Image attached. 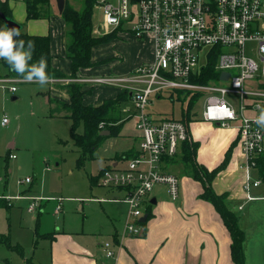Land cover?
<instances>
[{"label":"built area","instance_id":"2783aa9c","mask_svg":"<svg viewBox=\"0 0 264 264\" xmlns=\"http://www.w3.org/2000/svg\"><path fill=\"white\" fill-rule=\"evenodd\" d=\"M94 1L103 15L104 34L125 32L139 40L151 37L154 62L125 76H78L49 82L117 88L129 93L138 111V155L122 169L103 172L98 182L104 188L127 192L123 238L142 235L141 219L150 207V195L156 185H165L173 200L180 195L179 179L163 173L162 165L165 158L176 157L181 145L190 140L189 126L175 119L156 121L148 111L154 100L166 93H170V98L177 90L207 96L202 121L218 124L222 129H237L244 157L241 168L247 174L244 190L259 187L262 180L255 179L252 171L264 155V129L255 124L258 105L264 106V67L248 55L247 46L256 45L258 58L264 64V0ZM95 32L100 35L99 30ZM214 58L218 79L205 85L192 83V75H199ZM224 73L229 74L227 80H221ZM7 79L10 84L27 82ZM11 92H17V87L12 85ZM104 127L102 123L100 129ZM24 182L31 183L32 178ZM35 207L36 203L29 212H34ZM103 247L108 258L115 256L111 243Z\"/></svg>","mask_w":264,"mask_h":264},{"label":"crops","instance_id":"0c3cea01","mask_svg":"<svg viewBox=\"0 0 264 264\" xmlns=\"http://www.w3.org/2000/svg\"><path fill=\"white\" fill-rule=\"evenodd\" d=\"M0 2L7 3L13 20L23 26L25 30L24 33L31 36H48L50 38L53 69L60 72L65 77H70L72 75V63L67 57L68 42H66L68 41V26L62 19L61 14H59V12L57 14V10H55L56 7L53 5L55 0H51L52 7L50 16L39 20H29L27 18V5L25 0H0ZM94 34H96L95 30ZM118 37L122 39H126V37L136 39L125 32H118L117 38ZM145 40L149 41L148 44H144L148 46V50L140 53L141 59L135 64H110L107 66V64L99 63L102 59L95 62L93 59L94 51L97 50V48H101L103 45L94 48L92 53V62L94 66L89 69L81 70L79 76L86 78L111 75L125 76L134 72V70L142 65L153 63L155 60V52L152 38L149 37ZM142 62L143 64H141ZM69 84L72 83L49 82L44 85L48 88L45 94L46 100L48 104H53L54 106V110L49 116L51 119H68V113L64 110L63 106L64 104H69L71 101V97L66 90ZM81 85L83 88L82 92L84 93V105L86 106L99 107L105 101L116 100L122 92L112 87L95 86L87 83ZM13 98L18 99L16 96ZM125 103L129 105V103H132L131 99L124 102V104ZM121 110L126 114H131L129 115L130 117L136 118V124H138V111L134 106L132 108L129 106L120 108L118 114L121 119L120 123L123 124L121 132L117 137L107 138L99 147L98 150H102L105 148L104 146H106L107 155L104 160L105 162L109 161V164L101 171L100 175L92 177V186L96 184L100 186L98 182L103 172L109 169H122L126 167H120L121 162H128L135 158L140 151V145L139 149H136L135 144L141 143V132L139 131L136 137H129L123 134L126 119L121 116ZM196 116L197 114L193 115V118H195L194 121L188 124L189 141L199 143L197 162L209 171L217 168L224 162L227 152L231 146L237 142L236 147L231 152L228 167L214 180L213 189L217 195L226 194L228 196L227 205L233 212L238 208L237 211L246 213V215L244 214V220L248 223L246 218L248 217L247 212L249 206H253L259 201H264V191L260 190L261 185L259 186L260 188L252 187L249 191L244 190L247 174L244 169L241 168L244 163V157L240 147L238 131L236 128L222 129L218 124L204 122L201 118L197 119ZM152 117L156 121L174 119L165 118L161 113H152ZM181 119L178 121H181ZM104 130L106 129L104 128ZM104 132L109 131L106 130ZM61 142L64 143V141ZM13 147L14 146H11V148ZM181 147L176 157L164 159L162 165L163 173L176 176L166 171L164 167L172 163L178 156L183 160ZM128 154L133 155L128 156ZM13 156L14 155L9 153L7 159H15L16 156L12 158ZM124 156L126 157L124 158ZM127 157L128 159H126ZM257 171V169L252 171V176L255 179L259 178ZM176 177L180 181L179 198L173 200L166 186H164L166 188L165 191H167L169 196L160 197L159 194L150 195L149 201L151 207H149L145 213V215H148V219L145 223L141 221L144 230L139 237L123 238L128 215V205L124 201L127 196L126 190L104 188L112 198H104L99 201L93 199L92 201L96 203L100 202L105 205L124 204L127 206L126 215H119L118 208L110 207V215H107L110 219V223L107 224L105 228H102L103 230H101L100 233L96 231V229L88 231L86 228L81 232H70L64 229L61 231L60 229H56L52 233H38V235H36L38 237L37 239L46 241L47 246H49V259L47 264H235L231 255L232 238L230 232L214 206L202 199L201 196L204 193L202 184L193 179L191 172L190 175ZM26 178H32V182H24ZM25 179L20 180L19 184L23 187V191L27 192V195H30L33 190L39 187V183L38 181L36 183V179L32 175L26 176ZM261 184L264 183L262 182ZM252 192H254V195ZM34 193L37 194V192ZM249 196L252 199H249ZM1 198L8 199L9 202ZM27 198H29L28 201L31 202L29 208L35 204V202L37 206L39 202L38 206L40 210L37 212V207H35L34 212H29L28 208L30 214L36 212L35 217L39 220L41 214L44 213L45 206L40 204V197L28 196ZM18 199V197L14 199L1 195L0 207L11 208L12 205H14L12 202L15 200L17 204ZM154 200L156 201L155 203H153ZM82 208L83 205L80 204V209ZM150 214L151 217H149ZM238 217L239 225L244 231L246 238L244 242L246 264H253L245 250L248 233L240 224L242 218L240 215ZM263 223L264 222H259V220L248 223L250 224L251 232L254 231L253 235L250 233V237H256L255 229ZM104 235L106 236L105 238L109 240L100 242L98 236L102 237ZM105 243L112 244L113 251L115 252L113 258H108L106 256L103 247ZM16 248H18V250ZM13 251H16L17 254L24 257V250L21 249L20 246L15 247ZM36 252L32 258H28L25 261L26 264H40L39 261L36 262V260H38L36 258ZM261 254H263V252ZM258 260H261L260 257L256 259V261Z\"/></svg>","mask_w":264,"mask_h":264},{"label":"rangeland","instance_id":"374dc122","mask_svg":"<svg viewBox=\"0 0 264 264\" xmlns=\"http://www.w3.org/2000/svg\"><path fill=\"white\" fill-rule=\"evenodd\" d=\"M66 1L74 10H82L86 0ZM53 5L58 14L56 0ZM92 20L94 30H99L100 36H105L102 28L103 15L96 6ZM0 29H7L2 20H0ZM21 32H25L23 26ZM117 34L115 33V39L110 43L94 51L95 62L102 59L99 63L107 64V66L135 64L141 59L140 53L148 50V46L144 44H148L149 41L128 37L126 39L117 38ZM67 39L66 42H69L68 32ZM247 53L260 64L261 68L264 67L256 53L255 44H248ZM5 62L0 59V197L5 195L8 198L18 197L19 199L17 204L15 200L12 202L14 205L11 208L0 207V264H26L25 261L32 258L36 251L38 259L36 262L47 264L49 246L46 241L37 239L38 233H52L56 229L81 232L85 228L88 231L96 229L100 233L102 228L110 223L107 216L110 215V207L118 208L119 215L124 216L127 206L124 204L105 205L92 201L93 199L99 201L112 198L104 187L97 184L91 185L92 177L100 175L109 164V161L104 160L107 155L106 146L98 150L94 159L86 160L84 165H79L77 161L81 152L71 139V120L49 117L54 106L48 104L46 100L45 94L48 90L46 86L42 87L37 83L10 84L11 80L6 79L8 69L4 65ZM12 85L17 87L16 93L11 92ZM169 95L170 93H166L161 99L154 100L153 105L148 108L151 116L152 113H161L165 118L176 120L182 118V110L187 109L188 100L180 97L181 94L178 91L172 92L174 99H171ZM15 96L18 99L14 100ZM206 98L207 96L200 98L193 110V115L197 114V119L202 116ZM128 106L133 107L132 103L129 105L125 103L122 108ZM129 115L131 114H126L121 110V116L126 119L123 134L136 137L139 133L136 118ZM139 145V143L135 144L136 149H139ZM11 146L14 147L11 148ZM9 153L16 158L7 159ZM123 166H127V162L122 161L120 167ZM164 169L178 177L190 175L191 172L180 156L166 165ZM29 175L36 179V183L38 181L39 187L33 190L32 194L27 195L19 181ZM164 186L156 185L151 195L167 196L168 193ZM260 187V190L264 191V184ZM252 193L254 195V192ZM28 196L40 197L37 199L41 201L42 206H45L44 213L41 214L39 220L35 217L36 212L40 210L39 202L36 212L30 214L28 208L31 202L28 201ZM1 199L9 202L8 199ZM80 204L83 205L82 209H80ZM237 210L234 212L240 215L242 218L240 224L248 233L245 245L246 254L249 255L253 264H263L264 223L255 229V238L250 237V233L253 235L254 231L251 232L248 223L255 220L264 222V201L249 206L246 218L248 223L244 220L246 213ZM105 237V235L98 236V239L100 242H106L109 239ZM18 246L24 250V257L13 251ZM258 257L261 260L256 261Z\"/></svg>","mask_w":264,"mask_h":264},{"label":"trees","instance_id":"16d2710c","mask_svg":"<svg viewBox=\"0 0 264 264\" xmlns=\"http://www.w3.org/2000/svg\"><path fill=\"white\" fill-rule=\"evenodd\" d=\"M27 5V18L29 20H39L48 18L51 13V0H25ZM95 7L94 0H86L82 10H74L66 1V6L61 14L62 19L69 27L68 35L70 41L67 43V57L72 63V75L65 77L52 67V56L50 49V38L48 36H31L20 31V36L15 39L32 41L35 44L32 61L36 63L41 56L47 61V72L51 79H73L77 78L81 70L89 69L94 66L92 62L93 49L110 43L115 39V33L105 36L94 34L93 12ZM0 12L4 13L8 18H12L7 3L0 2ZM215 58L201 69L199 75H192L191 82L196 84H208L211 80H217L219 74L215 71ZM8 69L7 78L22 79L17 73L10 69L7 62L4 64ZM82 85L69 84L66 87L71 97L69 104H64V110L67 111L68 119L72 121L71 139L80 149L81 156L78 159L79 165H83L86 160L93 159L94 154L107 138L117 137L121 132L123 124L120 123L119 110L124 102L129 100V93L122 91L116 100L105 101L99 107L84 105V93ZM184 99H188V107L182 112L181 121L189 124L194 121L193 110L198 104L201 93L191 95L189 91L177 90ZM163 97V96H162ZM160 96V98H162ZM104 124V128L110 132L108 136H102L106 130L100 129V125ZM82 130V132H79ZM235 142L226 154L224 162L217 168L209 171L197 162V153L199 143L186 141L182 144L181 150L183 160L189 166L193 179L200 182L204 188L202 199L211 203L221 216L225 226L230 232L232 238L231 255L235 264H246L244 253L245 233L239 225V217L227 205L228 196L217 195L213 189V182L218 175L223 172L229 164L231 152L236 147ZM133 155V154H132ZM131 154L128 156H132ZM258 177L264 183V155L257 160ZM151 207V206H150ZM151 217V214L149 215ZM18 250V248H16Z\"/></svg>","mask_w":264,"mask_h":264},{"label":"clouds","instance_id":"9594fccd","mask_svg":"<svg viewBox=\"0 0 264 264\" xmlns=\"http://www.w3.org/2000/svg\"><path fill=\"white\" fill-rule=\"evenodd\" d=\"M20 36L16 28L0 29V59L5 60L10 69L27 82L44 86L51 77L47 72V61L41 56L36 63L32 61L35 44L32 41L15 39ZM259 115L255 124L264 129V106H259Z\"/></svg>","mask_w":264,"mask_h":264},{"label":"water","instance_id":"95a60500","mask_svg":"<svg viewBox=\"0 0 264 264\" xmlns=\"http://www.w3.org/2000/svg\"><path fill=\"white\" fill-rule=\"evenodd\" d=\"M57 2V7H58V12L59 14H62L65 6H66V0H56ZM0 19L5 23V26L8 28H16L19 30V32L22 29V26L20 24H18L17 22H15L13 19L8 18L4 13L0 12ZM229 74L228 73H224L221 76V79L226 80L228 79ZM14 100H16V98H13ZM110 132H103L102 136H109ZM156 201L154 200L153 203H155ZM148 219V215H145L142 218V222L145 223Z\"/></svg>","mask_w":264,"mask_h":264}]
</instances>
